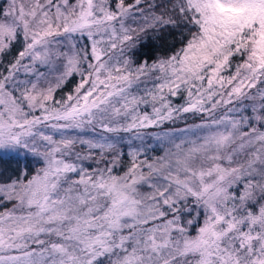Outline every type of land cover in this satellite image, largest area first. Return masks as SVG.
Wrapping results in <instances>:
<instances>
[{
    "label": "snow or ice",
    "instance_id": "6c2138e0",
    "mask_svg": "<svg viewBox=\"0 0 264 264\" xmlns=\"http://www.w3.org/2000/svg\"><path fill=\"white\" fill-rule=\"evenodd\" d=\"M185 28L174 54L132 59L141 33ZM17 44L0 72V173L21 153L40 167L0 185V264H264V0H10L0 61ZM141 77L153 88L133 94ZM189 113L201 123L157 137L162 156L134 146L123 163L121 132L142 140ZM86 130L98 138L65 135Z\"/></svg>",
    "mask_w": 264,
    "mask_h": 264
},
{
    "label": "trees",
    "instance_id": "16d2710c",
    "mask_svg": "<svg viewBox=\"0 0 264 264\" xmlns=\"http://www.w3.org/2000/svg\"><path fill=\"white\" fill-rule=\"evenodd\" d=\"M114 2V0H113ZM130 2V0H128ZM161 2L167 3V0H161ZM9 0H0V8H7ZM139 20H137V23ZM127 24L135 27L136 24L132 21H126ZM188 35V29H167V30H157L153 32L151 29L148 30L147 33L140 34V40L137 43V47L135 50V54L132 56V59L135 62H139L140 60H148L149 63L177 52L182 46L185 38ZM81 43H90L86 41H81ZM20 45L17 44L16 48L13 50V54L9 55L0 61V72H5V68L8 63L14 58L15 52L19 50ZM241 61V57L237 56L233 58V68L230 71H234V66L236 63ZM228 72H225L227 75ZM17 79L23 80L22 77L17 75ZM79 76H73L69 78L60 89L55 92V99L59 100L62 98H66L69 93H73L76 85L79 83ZM153 88L152 79L141 77L140 81L133 86V94L137 95H145L146 89ZM172 104L174 106L185 104V94H181L179 96L172 98ZM245 112L244 115L251 114V102L245 101L244 104ZM141 112H147L149 115H152L151 104L141 105ZM201 123V119L199 116H193L191 113L184 114L183 119H177L175 123L165 122L163 125L150 127L147 129H143V139H135L132 138L131 133H123L119 134L118 148L120 151L124 153L122 158L123 163L128 162L127 153L130 151L131 147L140 146L142 147L145 154L149 157H158L162 156L164 152L168 148V144L166 143L167 137L164 139H157V137H163L164 133H173V130H182L190 125ZM50 131V130H46ZM174 134L176 136H184L186 135L182 131H175ZM65 135L70 136H83L84 138L89 139H97L98 136L91 132L90 130H86L84 132H69L65 133ZM111 135V134H106ZM60 134H56V138H59ZM131 138V143L129 140ZM77 151L82 154H86V150L77 145ZM12 159L11 169L7 172L0 173V185L10 183L15 179H24V176H17L16 169L25 170L29 175L32 174V170L38 169L40 165L37 162V159L32 157L31 155L25 156L21 153L18 157H10ZM16 160H19V164L17 165ZM83 164L86 168L91 171L96 167L94 160H85ZM75 176V174H73ZM7 208V203L2 201V197H0V213H2Z\"/></svg>",
    "mask_w": 264,
    "mask_h": 264
},
{
    "label": "rangeland",
    "instance_id": "374dc122",
    "mask_svg": "<svg viewBox=\"0 0 264 264\" xmlns=\"http://www.w3.org/2000/svg\"><path fill=\"white\" fill-rule=\"evenodd\" d=\"M10 2V0H9ZM8 6V5H7ZM40 71H45V69L43 67L40 68ZM17 75H19L20 77H22L23 80H26V79H32L33 77L30 75V74H25L23 70H21ZM22 179V178H21ZM2 201L6 202L7 203V208L3 211H8L9 209H11L13 207V203L6 200L5 198L2 197ZM2 212V213H3Z\"/></svg>",
    "mask_w": 264,
    "mask_h": 264
}]
</instances>
